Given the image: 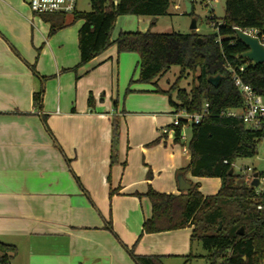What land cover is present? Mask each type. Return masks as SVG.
<instances>
[{"label": "crops", "instance_id": "1", "mask_svg": "<svg viewBox=\"0 0 264 264\" xmlns=\"http://www.w3.org/2000/svg\"><path fill=\"white\" fill-rule=\"evenodd\" d=\"M26 1L0 0V241L15 248L11 263L137 264L127 252L133 246L138 256L186 260L192 228L142 236L152 216L149 187L180 195V175L202 181L181 174L191 156L176 142L177 112L168 97L156 92L159 86L128 89L139 57L119 55L115 45L73 71L84 23L75 36L53 41ZM140 18L127 19L126 27L136 22L144 29L120 33L154 32ZM41 92L39 108L34 95ZM220 188L221 182L211 195Z\"/></svg>", "mask_w": 264, "mask_h": 264}, {"label": "trees", "instance_id": "2", "mask_svg": "<svg viewBox=\"0 0 264 264\" xmlns=\"http://www.w3.org/2000/svg\"><path fill=\"white\" fill-rule=\"evenodd\" d=\"M90 4L91 12L76 11L73 15L72 24L84 23L78 34L80 64L73 71L77 72L115 45L119 55H138V83L158 87V79L173 67L180 69L177 80L168 91H156L168 97L169 105L176 112L182 110L196 115L208 105V112L201 122L190 125L187 149L191 160L181 174L219 179V192L204 196L200 184H192L187 193L180 195L158 193L149 187L146 197L152 205V216L145 221L142 236L192 228L191 245L201 243L207 255L191 253L186 264L198 258L206 259L209 264H262L264 214L256 209L258 197L245 177L235 172L230 175L238 160L256 157L261 135L246 131L240 119L225 117L223 113L243 106L229 67L237 71L245 67L242 79L264 98V63L254 65L242 58L248 48L235 33L236 29H255L264 37V0H226L224 18L209 20L216 30L211 35L154 33L149 30L120 33L115 41H112V33L119 17H151L156 23L158 18L168 15L171 1L119 0L116 4L113 0H91ZM189 16H194L193 5ZM42 20L50 26L49 37L69 26L66 15H46ZM190 75L194 76V85L186 91L180 84ZM216 77L221 78L218 86L209 81ZM42 94L34 95L39 108ZM89 101L93 105L92 97ZM184 124L186 122L175 129L178 143ZM119 126V119H114L112 165L118 160ZM107 227L113 232L112 221ZM241 229L243 235H239ZM127 252L137 264H163L161 257L138 256L135 246L127 248ZM14 253L13 246L0 241V264H12Z\"/></svg>", "mask_w": 264, "mask_h": 264}, {"label": "rangeland", "instance_id": "3", "mask_svg": "<svg viewBox=\"0 0 264 264\" xmlns=\"http://www.w3.org/2000/svg\"><path fill=\"white\" fill-rule=\"evenodd\" d=\"M115 3L118 2L119 0H113ZM171 5L168 11V15L164 17L158 18L157 25H153V18L151 17H136V16H122L119 17L117 20L116 26L113 30L112 33V38H115L116 36L119 35L121 30H141L144 29L146 25L140 23H133L132 27H126V21L127 19H134L135 21H138L136 19L140 18L141 20H146L149 21L147 24L153 28V31L156 33H182V34H198V35H211L216 32V30L213 28V26L210 24L209 20L211 18H216L219 21H221L224 16H225V4L226 0H216V1H211L209 5H207V2L204 0H170ZM91 0H78L77 3V10L78 12H83V13H88L91 12ZM190 3L194 6V16H189L186 14V3ZM176 6L180 7V10H176ZM196 21V29L192 28L193 21ZM73 22V16H68L67 17V26L65 29L58 31L56 34H54L51 37H48V39H54L55 41L59 40H64L65 38L72 36H75L76 31H78L79 27L81 26L82 22L78 21L74 24ZM42 25L48 26V24H45L42 22ZM126 28V29H125ZM53 40V41H54ZM53 47L55 48V52L58 54L59 59L61 58V54L58 53V44L53 43ZM57 45V46H56ZM180 73V69L178 67H173L168 73H166L163 77L157 80V84L160 88L168 91L171 86L175 83L177 80L178 76ZM129 80L128 83V89L129 88H147L149 90H157L156 86L154 85H145L138 83L139 79V68L138 67H133L131 70V73L129 75ZM194 85V76L190 75L187 79L183 80L182 83L180 84V87L185 89L186 91H190ZM138 86V87H135ZM130 94H127V92H124L123 95H121V104H123V100H125L126 97H129ZM176 95H174L175 97ZM161 99V98H159ZM168 99L166 98V102ZM184 111L179 110L178 113H183ZM186 137H187V142H183L184 146L187 148V144L190 140L191 137V132L186 131ZM263 146L264 142L262 144V147H259L258 154L256 157L251 158V159H242L238 160L234 164V172L236 175H247L251 174V172H247L248 168L252 170H256V172H263L264 173V162H263ZM245 170V172L243 171ZM221 181L219 179H202L200 182L201 186V192L204 195L207 196H213V194L217 189V184H219ZM193 255L195 256H206L207 252L203 249L201 243H195L192 248ZM185 259L183 258H176L172 260H166L163 261V264H185ZM188 264H209L206 259L204 258H198L195 259Z\"/></svg>", "mask_w": 264, "mask_h": 264}, {"label": "built area", "instance_id": "4", "mask_svg": "<svg viewBox=\"0 0 264 264\" xmlns=\"http://www.w3.org/2000/svg\"><path fill=\"white\" fill-rule=\"evenodd\" d=\"M207 2V5L211 1L216 0H204ZM78 0H27L26 5L29 8L33 17L42 19V16L46 15H66L73 16L77 10ZM176 10H180L179 6L175 7ZM246 35L256 38L264 45V37L261 36L258 30L255 29H246L241 30ZM229 72L233 75V82L235 87L239 90L242 99L243 106L238 109L231 111H226L223 113V116L233 119H240L243 123L244 129L246 131L259 133L261 136L258 139V150L259 147H262L264 142V98L258 94L252 86L245 83L242 79V75L245 74V67L239 68V71L233 69L232 67L228 68ZM208 112V105L205 106L204 110L200 114L189 115L186 112L178 113L175 116V119L172 123L173 128H177L181 125L182 122H186L183 125V130L190 128V125H198L201 120L205 117ZM166 132V131H165ZM181 140L185 143L187 142L186 135L182 132ZM188 149L185 147V151ZM258 154V152H257ZM257 156V155H256ZM263 162H264V146H263ZM245 172V170H243ZM247 172L251 174L243 175L246 182L249 183L252 187V183L255 180L254 175L258 174V187H253L256 192L258 200L256 201L257 211L264 214V173L256 172L248 168ZM264 264V261L263 263Z\"/></svg>", "mask_w": 264, "mask_h": 264}, {"label": "water", "instance_id": "5", "mask_svg": "<svg viewBox=\"0 0 264 264\" xmlns=\"http://www.w3.org/2000/svg\"><path fill=\"white\" fill-rule=\"evenodd\" d=\"M117 4V2H116ZM192 13V5L190 3H186V14L190 15ZM193 29H196V21H193L192 25ZM237 38L248 48V51L242 55L243 59H247L254 65H260L264 63V45L260 43V41L256 38H252L248 35H246L244 32H242L240 29L235 30ZM210 83L214 86H218V84L221 81V78H210ZM234 174V169H231L230 175ZM258 174L254 175L255 180L253 181L252 185L253 187H258L259 181L257 179ZM178 183H179V190L181 193H187L191 188L192 184L187 182L183 175H180L178 177ZM221 229V228H220ZM243 229H241L239 235H243Z\"/></svg>", "mask_w": 264, "mask_h": 264}]
</instances>
